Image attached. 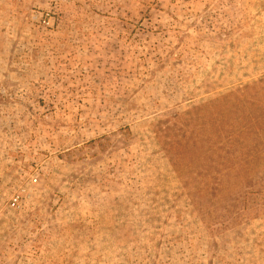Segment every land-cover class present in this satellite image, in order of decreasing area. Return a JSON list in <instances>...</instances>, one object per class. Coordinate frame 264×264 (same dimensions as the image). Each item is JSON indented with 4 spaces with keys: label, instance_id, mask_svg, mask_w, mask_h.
Here are the masks:
<instances>
[{
    "label": "rangeland",
    "instance_id": "374dc122",
    "mask_svg": "<svg viewBox=\"0 0 264 264\" xmlns=\"http://www.w3.org/2000/svg\"><path fill=\"white\" fill-rule=\"evenodd\" d=\"M0 264H264V0H0Z\"/></svg>",
    "mask_w": 264,
    "mask_h": 264
}]
</instances>
